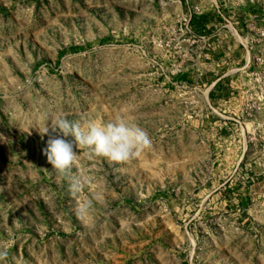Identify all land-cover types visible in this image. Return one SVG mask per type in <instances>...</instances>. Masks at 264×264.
I'll use <instances>...</instances> for the list:
<instances>
[{"label": "rangeland", "instance_id": "374dc122", "mask_svg": "<svg viewBox=\"0 0 264 264\" xmlns=\"http://www.w3.org/2000/svg\"><path fill=\"white\" fill-rule=\"evenodd\" d=\"M121 117L152 146L42 135ZM93 209L77 215L81 201ZM0 264H264V0H0Z\"/></svg>", "mask_w": 264, "mask_h": 264}, {"label": "clouds", "instance_id": "9594fccd", "mask_svg": "<svg viewBox=\"0 0 264 264\" xmlns=\"http://www.w3.org/2000/svg\"><path fill=\"white\" fill-rule=\"evenodd\" d=\"M42 135L49 136L44 149L49 164L69 181L73 195H78L89 183L72 172L78 159V149H86L88 159L102 157L120 164L138 158L152 146V139L145 129L121 117L106 123L90 121L83 125L64 116H56ZM92 209V200L86 199L79 203L77 215L83 217L90 214ZM8 254L7 247L0 248V259Z\"/></svg>", "mask_w": 264, "mask_h": 264}]
</instances>
